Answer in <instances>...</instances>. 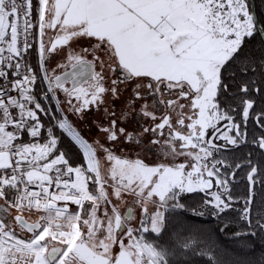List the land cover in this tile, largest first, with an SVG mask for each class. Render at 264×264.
<instances>
[{"label":"snow or ice","instance_id":"obj_1","mask_svg":"<svg viewBox=\"0 0 264 264\" xmlns=\"http://www.w3.org/2000/svg\"><path fill=\"white\" fill-rule=\"evenodd\" d=\"M47 30L55 35L46 43ZM258 35L264 36V15L257 17L249 0H0V264H187L184 257L192 255L219 264L198 230L177 229L161 243L169 213L210 216L219 232L228 230L242 243L264 236V207L253 212L256 192L264 189V108L256 110L254 97L264 96V64L255 65L246 53V42ZM80 37L90 41L85 52L101 49L107 61L68 53V62L57 65L63 74L50 73L48 57ZM33 51L36 67L28 59ZM257 67L259 85L250 78ZM105 73L111 88L104 86ZM130 81L137 91L128 115L155 121L151 103L175 113V124L166 114L143 128L168 162L149 165L103 149L112 195L121 203L132 198L122 216L109 198L95 149L74 130L62 103L82 117L98 110L106 93L119 99L118 85ZM38 82L46 86L40 100L54 102L55 110L37 99ZM250 120L262 132L251 141ZM116 123L100 131L113 142L119 133L125 143L142 146ZM56 127L79 146L86 167H73L58 150ZM244 146L260 152V161L253 163L251 152L238 162L227 159ZM180 157L185 161L177 162ZM241 171L246 192L237 196L233 187ZM195 193L203 196L199 208L186 203ZM100 202L106 227L97 216ZM69 203L78 211H70ZM149 204L155 206L151 213ZM134 206L142 210L136 227ZM236 223L244 228L234 229Z\"/></svg>","mask_w":264,"mask_h":264},{"label":"rangeland","instance_id":"obj_2","mask_svg":"<svg viewBox=\"0 0 264 264\" xmlns=\"http://www.w3.org/2000/svg\"><path fill=\"white\" fill-rule=\"evenodd\" d=\"M51 2L52 0H50V3ZM47 32H48V35L45 36L46 43L49 40V36L55 35V32H53L52 30H47ZM84 39H86L87 41ZM83 41L84 42L86 41L87 48H90L89 39L84 38V37H80V38H77L71 41L69 45L64 46L63 48L58 47L57 53H53L51 54V56L48 57L49 62L47 63V67H48L49 72L51 73L53 69H55L54 74H62V70L64 69L58 68L57 65L58 63L68 62L67 60L68 53L78 54L81 56V58L86 57L87 52L84 51L86 47H84ZM81 42L83 44H81ZM89 55H90V58H92L93 60H94V56H99L100 59L104 61H107V58H108V54L101 49L90 50ZM32 61H33L32 65L36 67L37 54L35 51L32 52ZM106 67H107V64H105V68ZM95 69H96L95 71L97 72L101 71L100 63L98 61L95 62ZM105 75H106V79L104 81V86L106 88H111L112 87L111 79L107 78L109 74L105 73ZM112 78L114 79L115 77L113 76ZM42 83L44 87L46 88L45 83L44 82ZM66 87L71 88L70 83L66 84ZM118 87L120 90L119 99L113 97L111 93H106L105 103L101 105L98 110H96L95 107H93V110L86 111L82 117L78 115H74L71 109L68 108L66 105H63V103H62V107L64 108L68 121L70 124H72L74 130L77 131L82 136V138H84L95 149L96 158L100 162V165H101L102 175L105 177V179L109 180V183L105 185V188L107 192L109 193V198L112 204L116 205L119 208V212L123 216L126 213L127 208L131 205L132 198L128 196H124L123 197L124 202L121 203L120 201H117L115 197L112 195L113 189L112 187L109 186L111 183L109 179V170L111 168V163L107 160L106 158L107 153L103 149L104 148L110 149L113 154H115L116 156L122 157V158H129V159L139 158L149 165H155L161 162H168V158L161 154L160 145H151L148 143L149 138L152 137L153 134L143 133V128L147 126H151L155 123H159L161 119L164 117V115L166 114L172 115L173 123L175 124V113H169L165 107L160 106L157 108V107L152 106L150 103V110H152L157 117L155 121H152L150 118H144L143 116L137 115V113H132L131 115H128L129 101L133 97L134 92L137 91V89L135 88V81H130L127 83L120 84L118 85ZM138 91H140L143 94L145 89H139ZM58 97L63 102L64 100L63 94L58 93ZM166 98H174V97H166ZM149 100L151 101V98H149ZM139 106H140V101H137L136 102L137 109L139 108ZM105 109H107L109 113L112 111H115L116 115L115 116L107 115L105 112ZM113 119H115L117 122L116 123L117 129H119L120 127H123L126 129L127 133H132L134 136H138L139 140L142 142V146L137 145V144L125 143L124 136H120L119 133H118L119 140L117 142H113L110 140L107 133L100 131V128L102 126H110V122ZM185 123L187 124L188 121L186 120ZM165 133H167V129H165ZM163 139L164 137H160L161 141H163ZM123 143H125L124 147L128 151H125L119 148V145ZM184 161H185V158L180 157L177 162H184ZM85 167H86V161H85ZM94 187L95 185H93V187H90V191L93 190ZM87 203L89 202H85V205ZM105 207L106 205L103 202H100V208L97 212V216L100 220L103 221L104 226L106 227L108 218L103 215ZM154 208H155L154 205L149 204L148 205L149 213L153 212ZM70 211L77 212L78 207ZM109 216H112L110 207H109ZM141 216H142V210L139 207L134 206L133 220L131 222L133 227L138 226L137 221ZM37 218L38 217L36 216L31 217L32 220H35ZM104 234H105L104 230L101 229V231L98 233V236L100 238H103ZM127 242L128 241L125 240V243Z\"/></svg>","mask_w":264,"mask_h":264},{"label":"trees","instance_id":"obj_3","mask_svg":"<svg viewBox=\"0 0 264 264\" xmlns=\"http://www.w3.org/2000/svg\"><path fill=\"white\" fill-rule=\"evenodd\" d=\"M257 17L264 15V0H254ZM35 14V13H34ZM86 40V39H84ZM87 41V40H86ZM86 41L84 47L87 48ZM81 42V44H83ZM246 53L249 59H251L255 65L264 64V41L261 35L256 36L250 41L246 42ZM83 59L93 62L90 58L89 52ZM31 62L32 53H31ZM95 65V62H94ZM71 68V67H70ZM69 69V68H68ZM67 69V70H68ZM64 70H62L63 73ZM250 78L256 81L257 85L260 84L262 75L257 67L255 75H251ZM45 91V87L42 82H38L36 87L37 99L40 100V93ZM264 91V90H262ZM257 101V111L260 108H264V96L254 94ZM40 102L46 107H51L55 110L54 102L40 100ZM227 103H232L231 100H227ZM39 114V113H38ZM41 120L46 126H51L49 120L41 115ZM55 135L59 137L58 150L65 153L69 163L75 167L84 165L85 161L83 154L79 147L64 133L61 129L56 127L54 129ZM211 132V130H210ZM262 134L261 129L250 120L248 123V137L251 141L252 137H259ZM26 140V137L24 138ZM222 143V142H220ZM125 143L120 144L119 148L128 151L124 146ZM251 152L253 163L259 162L261 159L260 152L244 146L240 149H234L227 154V159L230 162H238L245 158L246 154ZM237 175L241 179L237 180V185L233 187V194L242 196L246 192V184L242 179L245 173L243 171L238 172ZM89 187H93L92 184ZM191 199H186V203L190 206L199 208L203 201V196L200 193L192 194ZM85 209L90 207L87 203ZM264 207V189H258L256 192V199L253 203V212ZM167 216V227L165 234L161 239V243H167L169 240V233H174L177 229H192L199 231L203 240L213 246V252L219 264H264V236L258 234L255 238L248 240L246 243H242L243 238H235L231 235V232L226 230L225 233L219 232V224L216 220L210 216H205L203 219L190 217L188 214L169 213ZM234 229H242L244 225L242 223H236L233 225ZM184 261L187 264H206V259L198 255L185 256Z\"/></svg>","mask_w":264,"mask_h":264},{"label":"built area","instance_id":"obj_4","mask_svg":"<svg viewBox=\"0 0 264 264\" xmlns=\"http://www.w3.org/2000/svg\"><path fill=\"white\" fill-rule=\"evenodd\" d=\"M28 59H29L30 64L32 65V62H31V55L28 57ZM32 66H33V65H32ZM33 67H34V66H33ZM28 139H29V138L26 136V140H25V141H27ZM72 179L74 180V174H73ZM63 203H64V202H60V205H59V206H62ZM68 207H69L70 210H73V209H75L77 206H76V205H72V204L69 203Z\"/></svg>","mask_w":264,"mask_h":264},{"label":"water","instance_id":"obj_5","mask_svg":"<svg viewBox=\"0 0 264 264\" xmlns=\"http://www.w3.org/2000/svg\"><path fill=\"white\" fill-rule=\"evenodd\" d=\"M249 2H250V5H251V10L257 15L254 0H249ZM261 37H262V39H263V41H264V36H261ZM89 62H90V61H89ZM94 68H95V65H94ZM95 70H96V69H95ZM68 71H72V69L69 68ZM62 74H63V73H62ZM62 74H60V75H62ZM70 84H71V83H70Z\"/></svg>","mask_w":264,"mask_h":264},{"label":"crops","instance_id":"obj_6","mask_svg":"<svg viewBox=\"0 0 264 264\" xmlns=\"http://www.w3.org/2000/svg\"><path fill=\"white\" fill-rule=\"evenodd\" d=\"M0 206H2V203H0Z\"/></svg>","mask_w":264,"mask_h":264},{"label":"flooded vegetation","instance_id":"obj_7","mask_svg":"<svg viewBox=\"0 0 264 264\" xmlns=\"http://www.w3.org/2000/svg\"><path fill=\"white\" fill-rule=\"evenodd\" d=\"M71 85V84H70Z\"/></svg>","mask_w":264,"mask_h":264}]
</instances>
